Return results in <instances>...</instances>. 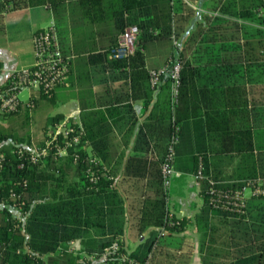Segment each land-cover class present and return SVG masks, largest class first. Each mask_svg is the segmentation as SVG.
<instances>
[{"label":"trees","instance_id":"trees-1","mask_svg":"<svg viewBox=\"0 0 264 264\" xmlns=\"http://www.w3.org/2000/svg\"><path fill=\"white\" fill-rule=\"evenodd\" d=\"M20 1L57 5L65 0ZM200 3L210 11L255 24L237 26L244 39L241 60L220 59L207 67L195 57L187 58L186 50L196 45L197 36L205 29L196 24L192 35H184V26L195 13L185 0H77L84 26L92 37L98 36L99 42L74 41L73 54H86L91 63L104 62L103 70L107 66L110 75L103 81L122 78L126 91L119 93L105 86L108 104L95 102L82 108L80 143L64 156L58 157L54 147V143L62 144L63 138L58 135L52 141L50 135L64 117L58 113L47 118L36 147H47L48 153L36 162L30 158L31 111L38 99L31 96L27 102L20 100L15 110L0 113V264L144 263L161 237L182 232L188 224L187 217L171 210L167 200L170 191L163 186L161 167L172 138L178 137L176 154L185 122L195 118L203 119L205 134L194 139L190 166L178 170L201 174L197 183L202 206L195 215L198 230L202 237L213 239L219 230L215 222L223 228L230 226L234 264H264V194H250L242 208L222 207L223 193L241 187L247 180L261 179L264 187V103L255 97L250 102V90L246 88V84H264V0ZM202 18L209 23L208 37L213 24L223 27L228 22L226 17H213L209 12L202 13ZM129 25L139 29L136 50L129 57L116 58L112 49ZM172 36L182 41L174 43ZM154 40L165 41L160 45L167 49V55L162 65L153 69L165 67L169 71L175 62L181 64L176 100L172 99L168 72L162 74L157 86L151 85L145 53ZM71 63L68 58L70 72ZM204 82L206 85L200 87ZM154 89L156 101L131 141L138 121L130 102L143 100V111H148ZM53 90L39 89L38 98L51 100ZM205 94L210 99L199 103V97ZM118 98L125 104L117 105ZM116 131L125 135L118 139ZM20 148L22 153L18 152ZM118 175L147 182L137 227L139 232L150 229L131 251L120 239L126 209L115 185ZM162 228L164 233L160 232ZM75 240L81 244L78 250L71 247ZM121 254L125 259H120Z\"/></svg>","mask_w":264,"mask_h":264},{"label":"crops","instance_id":"crops-1","mask_svg":"<svg viewBox=\"0 0 264 264\" xmlns=\"http://www.w3.org/2000/svg\"><path fill=\"white\" fill-rule=\"evenodd\" d=\"M20 0H0V89L3 88L10 75L18 70L31 67L35 63L34 52V34L50 25L56 27L58 41L60 43L63 54L72 61V71L68 73L67 81L54 88L51 100L47 98H38L39 89H23L26 91V97L21 98L23 102L29 101L31 96L38 99L37 104L31 111V132L32 147L37 146V140L42 137V128L46 119L55 115L62 114L64 118L72 116L80 117L82 108H87L91 103L99 102L102 105L108 104L106 89H111L119 93L126 91V83L122 78H116L113 81H103V77L108 78L109 68L104 62L98 61L91 63L87 60V55L77 56L72 52L74 41L82 44L99 42L98 36L92 37L90 30L84 26L80 17L77 0H65L57 5H29L27 2H21L20 5L14 6ZM194 10L195 13L188 25L184 26L185 32L188 34L194 27L202 25L204 33L197 36L196 45L186 50L187 58L192 60L194 57L200 60L201 64H207L209 67L218 64L220 59H237L243 57V34L237 27L239 25H255L253 22L234 16L221 14L218 10L210 11L206 6L194 4L189 0H185ZM205 1V0H204ZM207 1V0H206ZM209 12L213 17L223 16L228 19L227 25L223 27L219 24H213L212 34L206 35L209 29V23L204 22L202 13ZM194 22V23H193ZM187 34V35H188ZM185 38V36H184ZM173 42L182 41L181 37L176 39L172 36ZM165 41H156L148 44L146 50V68L151 70L162 65L163 59L167 55V49L161 48L160 43ZM103 51V50H102ZM101 51V52H102ZM97 53V52H96ZM209 59H213L210 62ZM211 67V66H210ZM105 82V83H104ZM206 83H201L200 87H204ZM246 88L250 90L248 99L258 100L264 103V84H246ZM207 89V88H206ZM153 100L149 104L148 111H143V100H135L130 102L137 118L138 123L133 131L131 141L136 136L139 123L148 114L150 108L157 98V90L153 91ZM207 98V94L199 97V103H203ZM53 104L56 102L58 110L53 115L48 114L36 115V109L42 104ZM117 105L125 104L122 98L117 99ZM128 101V100H127ZM104 107V106H103ZM37 116V117H36ZM40 119L39 123H36ZM202 118L190 119L185 122L181 137L179 138L177 153L175 154L174 168L180 173L176 176L170 187V196L167 198L172 212L178 216L188 218V224L182 232L166 234L154 244L152 252L148 259V264H234L235 251L232 246L228 234L230 226L222 227L221 224L215 222L216 229L219 230L210 237H202V233L198 230L195 215L199 213L202 206V199L198 193V183L192 174H184L178 169L183 170L190 166L192 154L194 153L195 137H204V129L202 128ZM125 135L124 131H116L117 138ZM186 139L184 150V138ZM90 149V147H88ZM129 152V149L126 151ZM233 165L228 166L230 169ZM177 184V185H176ZM115 185L122 193L126 209V224L123 235L120 237L121 243L125 249L131 251L138 243L147 237L149 229L139 232L137 227L138 218L140 217L141 202L146 197L143 192L146 191L147 182L145 180L124 179L120 175L115 180ZM134 188L135 191L132 189ZM132 198L130 199V197ZM214 217V216H213ZM231 218H229L230 220ZM157 229V228H156ZM225 231V232H223ZM221 232H223L221 234ZM71 247L78 250L81 247L79 240L71 242ZM96 261H99L97 259Z\"/></svg>","mask_w":264,"mask_h":264},{"label":"built area","instance_id":"built-area-1","mask_svg":"<svg viewBox=\"0 0 264 264\" xmlns=\"http://www.w3.org/2000/svg\"><path fill=\"white\" fill-rule=\"evenodd\" d=\"M139 29L136 25L126 26L118 35L117 45L112 49L113 56L116 58L129 57L136 50ZM34 52L35 63L33 66L13 72L6 86L0 89V113L13 111L20 102L19 94L23 89H43L45 92L53 90L56 86L63 84L68 78V58L63 54L60 43L58 41L56 27L52 24L46 28L37 31L34 34ZM180 62H175L169 71L165 67L150 70V82L152 86H157L161 80L162 74L168 72L171 79L172 99L176 100L178 86L180 83ZM83 128L78 116L64 118L59 122L53 133L52 141H56L58 135L63 139L62 144L54 143L58 157L64 156L69 148H76L80 143V137ZM178 137L172 138L168 149L166 161L162 164V181L165 188H169L173 179L180 173L174 168L173 161L175 156V144ZM49 142H46L48 145ZM88 146V145H86ZM88 149V147H86ZM22 153V148L18 149ZM31 161L36 162L38 157L45 156L48 153L47 147H33L30 150ZM93 160V159H92ZM201 177L200 172L194 175L195 180ZM250 194H264V187L261 179L247 180L241 187L223 193L222 207L226 210L234 208H242L246 203V199ZM173 213H169L172 217ZM164 233V229H160ZM114 247L113 250H117ZM120 259H125V255L121 254ZM106 256L102 257V260ZM121 264H137L130 260ZM142 264H148L146 260Z\"/></svg>","mask_w":264,"mask_h":264},{"label":"rangeland","instance_id":"rangeland-1","mask_svg":"<svg viewBox=\"0 0 264 264\" xmlns=\"http://www.w3.org/2000/svg\"><path fill=\"white\" fill-rule=\"evenodd\" d=\"M189 1H191L192 3H194V4H199V2H202V1H204V0H189ZM26 91H23L22 92V94H20V97L21 98H25L26 97ZM46 104H44V103H42L37 109H36V115L38 116L39 115V117L38 118H40L41 117V115H42V118H43V115H45V117L46 116H48V114H50L51 113V115H53L54 113H56L57 112V110H58V105H57V103L56 102H53V104H48V102L45 100L44 101ZM36 116V117H37ZM39 121H40V119H37V121H36V123H39ZM40 124V123H39ZM184 150H185V143H184ZM177 185V184H176ZM134 191H135V189L134 188H132ZM132 198V196L130 197V199ZM16 215H18V212L17 211H15L14 212Z\"/></svg>","mask_w":264,"mask_h":264}]
</instances>
